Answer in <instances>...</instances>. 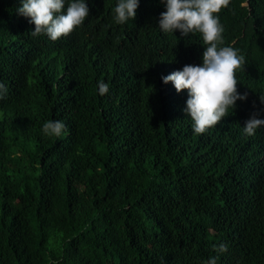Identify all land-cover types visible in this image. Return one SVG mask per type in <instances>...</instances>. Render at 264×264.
<instances>
[{
	"label": "trees",
	"instance_id": "16d2710c",
	"mask_svg": "<svg viewBox=\"0 0 264 264\" xmlns=\"http://www.w3.org/2000/svg\"><path fill=\"white\" fill-rule=\"evenodd\" d=\"M85 2L84 23L52 41L31 35L21 0H0V264H264V126L243 131L264 119V0L214 14L245 56L248 97L199 135L188 91L161 77L202 64V35L162 32L160 0L123 25L118 0Z\"/></svg>",
	"mask_w": 264,
	"mask_h": 264
},
{
	"label": "clouds",
	"instance_id": "9594fccd",
	"mask_svg": "<svg viewBox=\"0 0 264 264\" xmlns=\"http://www.w3.org/2000/svg\"><path fill=\"white\" fill-rule=\"evenodd\" d=\"M166 11L159 17L158 27L164 33L177 30L182 36L199 32L206 45L201 65H185L161 79L165 85L173 84L177 93L188 91L184 112L191 118L195 134H203L229 115V109H235L238 100L244 101L248 93L241 94L237 85L236 71L246 63L245 56L239 50L224 45V27L218 14L227 7L230 0H160ZM17 13L34 24L33 37L46 35L52 41L66 37L81 26L89 16L90 9L85 0H21ZM139 0H118L113 9L114 21L123 25L134 20ZM100 95L109 91V85L98 82ZM8 94V88L0 82V100ZM264 103V96H260ZM253 113L243 126L248 136L255 135L258 128L264 126V119ZM65 131V124L59 120H49L43 124V132L48 136L59 137ZM218 253L226 252L224 243L214 246ZM218 257H210L206 264H217Z\"/></svg>",
	"mask_w": 264,
	"mask_h": 264
}]
</instances>
